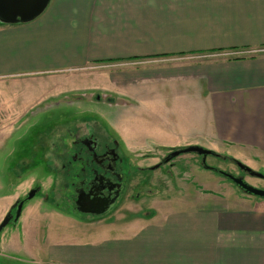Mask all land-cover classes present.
<instances>
[{
  "label": "crops",
  "instance_id": "0c3cea01",
  "mask_svg": "<svg viewBox=\"0 0 264 264\" xmlns=\"http://www.w3.org/2000/svg\"><path fill=\"white\" fill-rule=\"evenodd\" d=\"M4 25L0 80L47 64L58 66L52 72L141 65L112 76L117 93L149 116H159L160 102H171L160 115L177 116V102L201 117L200 132L171 149L229 145L264 158V0H50L33 21ZM188 206L150 212L154 222L136 218L128 235L94 237L88 252L83 235L54 238L46 256L52 264H264V201Z\"/></svg>",
  "mask_w": 264,
  "mask_h": 264
},
{
  "label": "rangeland",
  "instance_id": "374dc122",
  "mask_svg": "<svg viewBox=\"0 0 264 264\" xmlns=\"http://www.w3.org/2000/svg\"><path fill=\"white\" fill-rule=\"evenodd\" d=\"M22 65L20 63L17 69H22ZM55 67L58 66L47 64L35 73L29 66L31 74L0 80V222L10 206L23 198L34 184L41 190L25 202L16 224H8L1 233L0 264H52L51 258L46 256V243H52L54 238L59 241L83 235L82 239L89 242H85L88 252L94 237L128 235L135 230L133 222L139 221L136 218L156 221L158 217H147L150 212L182 210L189 204L205 205V208L212 204L218 208L234 205L247 208L256 201H264L245 194L218 173L205 170L200 156L195 153L180 154L170 165L164 163L153 173L135 169L156 164L177 149L170 146L200 132L202 124L201 117L189 115L190 108L186 104L178 106L176 102L177 116L169 117L160 114L164 108H171V102H160L153 107L159 116H149L146 110H141L139 100L132 101L117 93L112 76L141 69V65L129 64L120 69H67V64L65 69L52 72ZM75 120L82 121L84 126L98 121L134 163V167L128 168L132 175L128 192L114 209L99 219L86 218L71 210L62 211L67 209L65 202L56 201L59 206L55 207L57 203L53 206L52 201L46 203L40 198L43 194L52 198V177L48 169L54 164L44 159L50 156L51 137L57 133L56 127ZM226 146L229 147L224 145L221 147L224 150H219L216 146L209 148L202 144L200 148L224 158L207 156L206 165L264 189V180L242 174L229 161H238L264 176V158ZM54 188L55 192L59 190L57 182ZM58 192L56 195H60L61 191ZM98 228L100 234L94 232Z\"/></svg>",
  "mask_w": 264,
  "mask_h": 264
},
{
  "label": "flooded vegetation",
  "instance_id": "af4514ba",
  "mask_svg": "<svg viewBox=\"0 0 264 264\" xmlns=\"http://www.w3.org/2000/svg\"><path fill=\"white\" fill-rule=\"evenodd\" d=\"M84 125L82 121L75 120L72 124L67 123L56 127L58 131L55 136L51 137L52 141L48 146L50 156L44 157L49 164H54L48 169L52 177L50 188L52 198L50 199L46 194L40 195V198L46 203L52 201L50 204L53 206L54 203H57L56 201L65 202L67 209L62 211L71 210L73 213L83 215L86 218L99 219L114 209L128 192L132 178L128 168L132 167L134 163L128 153L121 148L119 142L98 121L93 120L91 123H86V126ZM51 133L53 132L51 131ZM169 154L167 153L152 166L135 169L140 172H156L164 165V160ZM217 159L222 160V158ZM229 161L238 168L231 160ZM166 164L170 165V161ZM238 170L251 177L239 168ZM56 182L61 191L60 195H56L59 190L55 192L54 185ZM34 189L37 190L35 195L40 194L41 190L38 184H34L29 188V191ZM54 192L55 196H53ZM27 194L15 202L24 200ZM117 194L118 197L114 206L99 216L82 214L75 206V202L78 200L81 208L99 212L104 208L105 203L111 201ZM138 196V194L135 195V199ZM57 206L59 203L55 205V207ZM14 212L15 209H12L11 214L14 215ZM10 223L12 221L8 224ZM4 228L0 231V235Z\"/></svg>",
  "mask_w": 264,
  "mask_h": 264
},
{
  "label": "water",
  "instance_id": "95a60500",
  "mask_svg": "<svg viewBox=\"0 0 264 264\" xmlns=\"http://www.w3.org/2000/svg\"><path fill=\"white\" fill-rule=\"evenodd\" d=\"M50 0H0V23L5 25H14V24H24L30 21H33L38 16H40L46 7L48 6ZM185 153H195L201 156V165L205 170H210L218 173L220 176L232 182L236 187H238L245 194L254 196L259 199L264 200V189L255 188L247 184L241 177L233 176L229 173L215 170L206 165L205 159L207 156H216L213 152L202 149L197 146H188L185 148L176 149L171 151L170 154L165 158L164 163L171 161L173 158L177 157L180 154ZM231 160L241 171L248 174L251 177L264 179V176L258 173L251 171L249 168L239 163L238 161ZM37 190H31L26 195L25 199L20 202H14L10 208L7 210L6 215L0 222V231L10 222L16 223L18 220L21 207L25 201H28L34 197ZM118 197V194L108 203H105L104 208L99 212H93L81 208L79 206V201L75 202L76 209L82 214H90L93 216H99L108 212L113 206ZM15 209L14 215L11 214V210Z\"/></svg>",
  "mask_w": 264,
  "mask_h": 264
},
{
  "label": "trees",
  "instance_id": "16d2710c",
  "mask_svg": "<svg viewBox=\"0 0 264 264\" xmlns=\"http://www.w3.org/2000/svg\"><path fill=\"white\" fill-rule=\"evenodd\" d=\"M217 158H222V159H224L223 157H221V156H216Z\"/></svg>",
  "mask_w": 264,
  "mask_h": 264
},
{
  "label": "built area",
  "instance_id": "2783aa9c",
  "mask_svg": "<svg viewBox=\"0 0 264 264\" xmlns=\"http://www.w3.org/2000/svg\"><path fill=\"white\" fill-rule=\"evenodd\" d=\"M261 51H264V50H261ZM261 51H260V52H261ZM255 53H257V52H255Z\"/></svg>",
  "mask_w": 264,
  "mask_h": 264
}]
</instances>
